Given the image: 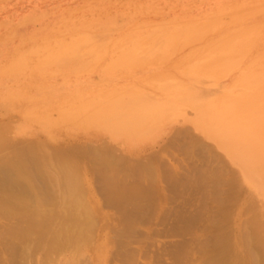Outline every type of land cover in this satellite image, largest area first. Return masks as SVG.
<instances>
[{
	"label": "rangeland",
	"instance_id": "1",
	"mask_svg": "<svg viewBox=\"0 0 264 264\" xmlns=\"http://www.w3.org/2000/svg\"><path fill=\"white\" fill-rule=\"evenodd\" d=\"M134 46H137L136 49H138V51H135L132 54L131 49ZM124 80H143V87H146L151 80H196V87L203 90L205 95L212 98H217L218 96L230 98V96H235L240 93L246 94L247 96L264 95V0H0V130L3 131L2 133L4 134V137L6 139L9 138L11 142L19 143V141L27 140L40 141L44 143V146L47 147L46 150L49 152L54 151L55 148H63V150L65 149L68 151L82 150L80 151L82 152L80 154L82 157H78V165L80 164L78 167H82L80 169L83 170H81L83 176L81 185L87 190L85 192L86 195L84 196V189H81L83 186L80 185V190L83 191V198L81 199L84 202H89L88 205L90 207L87 206L90 210L94 207L98 208H94L96 211L95 214H93V217L96 219L95 223L96 225L98 224L96 230H94L92 239V241L94 240L92 246H96V250L94 251L91 246L92 248L90 247V249H92V251H88V249L85 252L81 251L83 253L80 252V256L76 255L77 259L72 256L71 252V257L73 259L70 258L71 260H68L67 264H124V260L122 261L120 258H117L114 253L117 254L118 251L124 252L133 247L147 246V244H150V248L154 250L157 248V245L156 247L152 246L154 243L158 242V245H168L171 244V241L172 243L180 241L182 239L181 237H171L161 234L167 230V227H170L173 222V224H175L177 216L183 215V217L186 216V219L193 218L192 223L195 225H202L195 226L194 232L202 235V227L206 226L205 223L208 225L210 222H213L214 216L210 217V215H214V213L216 214V212L210 213L211 210H214V207L216 209L218 208V204L213 206L215 202L214 200V202H211L212 205L205 201V203H209L210 206H213L210 207V212L208 213L209 205L207 206L202 202L204 201L203 199L206 194L204 195V193L200 191L203 193V197V195H201L202 193H197L198 190L195 187V189L191 187L187 190L180 188L181 191L173 190L176 191V194L171 190L174 189L173 186L177 187L178 185H174L173 182H171V180L173 181L172 177H164L167 172L172 175L176 172L177 175H179L177 178L186 177L188 180L190 177L195 179L199 174L198 171L205 173L207 170L204 171V169L206 168L211 169L208 170L209 172H212L213 170L214 173H212L214 175L216 173L220 174L219 167L220 171L222 169L226 173L230 169L229 168L225 171V168L223 169V167L220 166H224V163L226 164V162L223 164L220 163L219 160L221 159H214L220 163L219 167H216L218 171L213 168L217 162L213 164L214 166L212 165L213 167H209L213 162L211 159L212 156L209 152L206 154V148L203 147L208 144L207 148L212 147L214 152H216L213 153V158L216 157L215 154H218L222 156L220 158H222L223 161L224 153L221 149L215 147L211 139L203 138L198 131L191 128L187 121H182L183 119L189 120L193 118V113H190V111H186L187 114L180 117L179 123H176L170 133L165 137L166 139L164 138L165 140H162L164 141L163 143L161 141L156 147L152 148V150L149 149V152L144 153L146 156L144 154H142L144 157L140 155L142 157L139 158L140 161L138 160L139 165H137V161L134 160L135 158L138 159L139 156L134 158L121 149L118 150L119 153H124V158L123 156H120L119 158V154L117 153V155L114 153V157L112 153L111 159L112 157L113 159L110 163L101 162L99 158L95 159L90 153L89 156L91 158H88V153L86 154V157L90 161L86 160L84 153L89 152L92 149L90 148V150L86 152H84V150L88 149L93 143L94 145H98L99 141L97 139L100 137L99 129L92 126L91 123H88L86 119L80 116L81 114L76 116L79 113L75 114L72 110V106H80V104L93 98L100 99L114 90L121 91L126 88L134 87L130 85L125 87L109 85V83L124 82ZM76 91L79 93L76 94ZM218 124L219 125L211 123V125H208L211 134L214 135V133H216L220 137L222 141L221 143H224L223 141L228 142L229 140H232L234 141L233 143L238 144L240 138H243L246 142V146H248L247 150H253L258 157V162L260 164L259 167L262 169L261 178L264 179V134L262 131L256 130L254 127L249 126L246 123H241V120L240 128L234 125L233 119L219 121ZM174 129L178 132H182L180 134H184L185 132L190 143L193 144L192 142L194 141L195 145H192L193 147H191L185 135L178 134L179 140H177V142L181 143L180 140L182 139V136V140L186 138V140L181 143L182 148H180V145L178 147V145H176V139H178V137L175 139V135L178 132H176V130L174 132ZM192 133H194V136L196 135L197 137H200V139L191 135ZM196 138L199 140L202 139V141L204 140L205 144L202 141V143L200 141L198 142ZM187 142L189 145H186ZM100 143L102 144V142ZM103 144L105 145V143ZM183 144L185 147L187 146V148H193V150L191 149L192 151H187V149H185L186 151L180 153L184 150L183 148H185L183 147ZM94 145L91 147L95 150H104L108 147L107 145H105V148L99 146L94 147ZM197 145L199 147L198 150L196 148ZM212 148H208L211 153L213 152ZM108 149L111 150L110 147H108ZM115 149L116 148H114V150ZM162 149L164 151H167V149L172 150V154H174L173 156H176L174 158H179V160H172L173 157L172 159L169 158L170 155L168 156L167 153H161L164 152L160 151ZM175 149H178V151L175 152ZM105 150L111 153L109 150ZM114 150L111 151L113 152ZM200 150L202 155L199 152ZM203 152L205 155H203ZM156 153L157 155L159 154L158 157H155L154 154ZM197 153L200 155H191ZM208 154L210 156H208ZM152 155L155 159L154 157L151 159ZM164 156L171 162L169 163V160H163L165 158ZM125 157L127 161L124 160ZM129 157L134 160V163H132L133 161H128ZM147 157L152 162L146 160L148 159ZM159 157H162V160L159 159ZM182 157H187L189 161L186 159L188 162H184L185 160H183ZM205 157H207V160H204ZM209 157L211 158L209 159ZM116 158L120 160H117ZM92 159V162L95 161V165H91L93 164L91 162ZM201 159L206 162L208 161L207 165L206 162L204 163ZM154 160H157L158 162H154ZM97 161L100 162L97 164ZM117 161H124L127 165L124 166L125 164L123 162L117 163ZM84 162H87V166H85L86 164ZM178 162L184 164L188 163V165H186L185 168L180 167L178 169L180 166ZM102 163H104L103 166L109 165L101 167ZM163 163H165V165L166 163L167 165L177 163L179 166H177V164H172V168L177 166L175 168L176 170L173 169V171H170V169L165 168L164 166L165 171L167 170L164 174ZM118 164L120 165V168ZM184 164H181V166H184ZM203 164L206 165V168ZM111 165L115 168L114 173L116 172L115 175L117 177L114 176L112 171L111 173L113 175H106V172L111 174ZM130 165H133L134 167L137 165V167L133 170V166L131 167ZM157 165L159 166V169ZM161 165L162 168L160 167ZM167 165L166 167H168ZM189 165L194 167V169L192 170V167L191 169H187L190 168ZM147 166L149 168L152 166L157 168L156 171H158V175L155 173L156 171L153 167L151 172H146ZM138 168H141V171L145 169L143 174H141V176L144 174L146 176H143L144 182L148 181L146 180L148 178L156 181V183H154L155 185L152 186L155 188L158 187L161 190L159 191L158 188L157 190L154 189V187L151 186L152 183H149L151 182L150 180L148 183H142L143 179L139 175V172L141 171H138L140 170ZM195 168H198V173L194 172L196 170ZM231 168H234V166H231ZM117 169H119L118 173ZM97 170H102V172ZM88 171H91V173ZM103 171L105 174L104 177H102V175H104ZM125 171L126 173H124ZM182 171L183 173H181ZM229 171L231 172L232 169ZM119 172L123 175L122 178V175L120 178L118 177L120 175ZM186 172L191 173L185 174ZM224 172L222 175L225 176L226 173ZM230 172H228L229 174L226 176L229 180L225 177L228 182H230L232 177L237 176L230 175ZM98 173L100 175L102 174L101 177H99L100 175H98ZM131 173L132 176L134 174L135 176L137 175L136 180L133 178L135 176H130ZM161 173L162 175L164 174L163 178H161ZM207 174L209 175V173ZM112 176L114 177L112 178ZM124 176L126 179H124ZM88 177L89 179H92L89 180ZM103 178L108 179L107 182L111 181V183H113V181L115 183L116 181L117 184L107 183ZM114 178H116V180ZM128 178L133 179L130 180ZM226 179L224 181H226ZM86 180H88L89 183ZM138 180L139 182L136 183ZM164 180L166 183L167 181L170 182V184L168 183L169 186L166 183H162ZM211 181L213 182L212 179ZM237 182L239 183L240 181L238 180ZM90 183L92 184V187ZM131 183H133V185ZM138 183H140V185ZM225 183L226 182L223 184L224 186L222 185L223 189L229 185L228 183L227 186H225ZM118 184H120V187ZM126 184L130 189H138L137 194H134L132 191L133 193L131 194L135 195V199H133L134 197L131 198L128 203L130 202L133 207H139L141 211L143 209V212L145 210L149 213L151 212L150 214L152 215V218L155 217L154 214L158 211V213L161 214L160 216H162V212L164 216L159 217L158 213H156L158 219H155L157 221H152L153 219L148 212L145 211L148 215H143V212H140L137 208L138 212L141 213L139 214L136 211V208H130V203H125V205L123 204L124 206L121 205V207L126 208L125 206L128 205L131 211L129 208H126L128 211L126 209H119V206V208L116 209L115 207L110 206L109 203H106L111 202L109 201L111 200L109 196H111L110 194L114 189H117L116 187L122 188L124 186V188H126ZM212 184L214 185V182ZM208 185L210 186L208 187ZM236 185L234 186L232 183L229 185L230 190L236 191L234 193L232 192L234 194L233 196L236 195L237 198L238 193L239 197L241 196L240 198L238 197L239 201L237 203L235 202L236 205L238 204L236 209L229 207L231 211H236L233 214L231 213L232 215L235 214L233 218L230 217L233 219L231 220L232 226L229 225V223L228 225L231 227L227 226V230L232 234L236 232L235 230L238 231L242 228V230H245V228L248 229L251 219L254 218L252 212L254 215L258 214L264 223V199H261L245 184L241 185V187H238V184ZM170 186H172L171 190L168 188ZM212 186L211 182L210 184L207 183L208 188ZM150 187L153 192H159L160 195H157L158 193L155 194L156 192L152 193ZM215 187L216 185L212 187V190H214ZM108 188L111 191H109ZM144 189H148L146 190L147 193H145L146 191ZM163 189H166L167 191L169 189V194L167 191L164 192ZM223 189L218 190V195L225 196L227 194V199L229 193L225 191V194H220V192L224 193L222 191ZM143 190L144 192H142ZM149 190L151 191V195L148 194L150 193ZM104 191L105 193H103ZM106 192L111 193L108 194ZM162 192L164 195H161ZM178 192L180 194H178ZM103 194L107 195V200L106 196ZM176 195H178V198ZM144 196L149 197V199H146ZM152 196H165L164 201L165 199L166 201L170 200L173 196L171 200L174 203L170 200V207H167L168 203H164V201H161L163 198H160V200H158L161 201L159 204L161 210H159L158 201H156L154 197L152 198ZM224 196L223 198H225ZM84 197L87 201L84 200ZM157 197L155 198L157 199ZM144 198L146 199V202ZM209 198L205 199L207 200ZM161 203L166 204L163 207L166 206L165 208L168 209L167 211L161 206ZM232 203L234 204V202H231V205ZM150 205H154L152 207L156 210L151 208ZM115 206L117 207V205ZM100 209L104 212L101 213ZM134 209L135 212H132ZM250 209L255 210L256 213ZM230 210L229 214L231 212ZM93 211L94 210H92V212ZM200 211L203 214H201ZM96 212L101 215H97ZM198 212L201 216L197 214ZM137 213L140 216H137ZM261 213L263 216H261ZM188 214H190V217ZM195 214L198 217H201L202 221L199 220L200 218H196L197 216ZM142 215L146 216L147 219ZM192 215H195V217ZM207 215L210 218H208ZM125 217L133 220L132 223L134 224H136V221L137 223L139 222V224L134 225L131 223V225L139 228L141 227L142 229L139 231L136 227L134 229L135 231L133 230L130 233L132 234V237L130 236V238L124 236L123 221ZM137 217H139L140 220L142 219L140 217H143L151 222L150 230L152 229L151 232H154L151 237L154 236V239L151 240L150 236L148 239L146 235L140 236L139 233L143 231V228L145 229V227H149V224L146 226V224L144 225L143 222L141 223L139 219L135 220ZM235 217L237 219H235ZM167 219L170 221H167ZM247 220H249V224L247 223ZM234 221L237 223L234 224ZM152 222L157 223H154V225ZM157 225L160 227H157ZM198 226L200 231L198 230ZM2 231L3 228L0 226V232ZM137 231H139V233ZM156 231L160 232H158L159 235ZM204 234L202 238L204 237ZM188 236L187 238H191L192 235ZM1 237L2 235L0 236V249H2L1 245L3 242ZM124 238L131 242L129 246H125ZM137 238L140 239L141 242H149L142 245V243L139 244L134 242ZM120 241L122 242L120 243ZM152 241L154 243H152ZM120 244H123L126 249H124L125 247L120 249ZM97 248L101 250L99 253L97 252ZM1 251L2 250H0V264H10L9 260H7L9 258L8 254ZM38 254L40 253L38 252ZM68 254L70 257V252ZM95 254L105 255V263H96ZM63 257L64 256H57L58 259L55 257L57 264H64ZM129 259V262L126 260L127 264H143L146 262L149 264L150 261L147 260V258ZM200 260L201 259H199V264H205L203 262L200 263ZM55 261H53L54 264H56ZM44 263L48 264V262ZM25 264H36L35 254L31 259H28Z\"/></svg>",
	"mask_w": 264,
	"mask_h": 264
},
{
	"label": "bare ground",
	"instance_id": "2",
	"mask_svg": "<svg viewBox=\"0 0 264 264\" xmlns=\"http://www.w3.org/2000/svg\"><path fill=\"white\" fill-rule=\"evenodd\" d=\"M136 48H137V46H134L131 49L132 54L135 51H138V49H136ZM196 86H197L196 80H184V81H181V80H151L150 83L144 88L133 87V88H126V89L121 90V91L120 90H114L113 92L107 93L105 97H102L100 99L93 98V99H90V100L85 101L84 103L80 104V106L79 105L72 106L73 112H75V114L79 113L76 116H79L81 114L80 116L82 118L86 119V121L88 123H91L92 126L97 127L99 129V133H100L99 136L100 137H98L97 140L99 141V143L102 142V144L100 143L101 146L99 145V143H98V145L97 144L94 145V143L92 142L94 147L99 146V147L105 148V145H107L108 147L111 148V150H114V148L117 149V150L115 149L116 152H115V150L112 152L110 149H108V147L105 148L111 152V153H109L104 148L103 149L105 151L104 150H95L94 148H92L93 145L89 144L90 147L89 146H88L89 148L86 147L88 149H86V150L83 149L84 152L89 151L90 148L92 149L89 152L84 153V155H85L84 157L86 158V160H89L88 158L90 157L89 156V153H90V155L95 157V159L99 158L101 162L103 161L104 163H110V161H112V159H113V157L111 159L112 153H113L112 155H114V153L115 154L117 153V154H119V158H120V156H123V158H124V155H123L124 153H119L118 149H121L123 151L125 150L129 156H132L134 158L136 156H139L138 159L133 158L135 161H137V165H139V163H138L140 161L139 158H141L142 156L144 157V155H145L144 153L149 152L148 151L149 149L152 150V148L156 147L170 133V131L173 129V126L176 123H179L180 117H182L184 114H187L186 111H190V113H193V118L189 119V120L183 119L182 121L183 122L187 121L190 124L191 128L194 129L195 131H198L199 134L203 136V138L211 139L213 141L215 147L221 149L224 153V155H223L224 161H223V159L220 158L222 156H220L218 154H217L218 157L215 154L216 157L213 158V156H214L213 153H216V152H214L212 147H208L210 149L212 148L213 152L211 153V151H209V149L207 148L208 144H207V146L203 147V148H206L205 149L206 154L209 152L210 155L212 156V158L209 157V159L211 158L214 162V163L212 162L211 166L209 165V167H213L214 166L213 164H215L217 162V160L221 159V160H219L220 163L223 164L224 162H226V164L224 163V166H223V165H220L219 162H217L218 165L216 163L213 168H215L218 171V169L216 167H219V165H220L223 167V169L225 168L224 169L225 171L229 168H230L229 170L232 169L231 172L228 170L226 173L222 169L220 171V167H219L220 174L216 173L215 175L213 174L214 173L213 170H212L213 173L211 171L209 172L208 170L210 168L209 169L206 168L208 161L207 162L204 161L208 156H210L208 154V156L205 157L204 160L201 159L202 161H204V163L206 162V165L203 164V165H205V168H206V169H204V171L207 170L208 172L206 171L205 172L206 174H205V173H202L201 171H198L197 170L198 168L197 169L195 168L196 170L194 172L196 173L198 171L199 172L198 176L195 179L190 177L191 179L188 178V180H187L186 177L177 178L179 175H177L176 172H174V175H172L169 172H167L168 173L167 174L166 173L167 170L165 171V168H168V169H170V171H173V169H175L179 165L180 166L178 167V169L180 167L185 168V166L188 165V163H185V164L181 163L183 161L180 160L181 162H178L179 165L177 163H174V164H177L176 167L173 166L175 168L171 167L173 163L171 165H167V163H166V165L168 167H166L165 163H163L164 164L163 168L165 166V168L163 169L165 171L164 174L166 173L164 177H167V178L172 177L173 181L171 180V182H173L174 185H178L177 187H175L171 183L174 189H172V186H170L171 188L170 187H168V188L170 190L172 189L171 190L172 192L176 193V191H173V190L179 191L180 188L187 190L191 187L192 188L195 187L198 190L197 193L202 191L204 193V195L205 194L207 195V197L205 195V198L210 197L209 199L211 201L209 199L206 200L204 198L203 199L204 201H202L203 203H205V201L211 203L214 200L215 202L213 201L214 202L213 206H216L218 204L217 205L218 208L216 209L214 207L213 208L214 210H211V212H210V207H213V206H210L209 203L208 204L205 203V205H207V206L209 205L208 213L209 212L210 213L216 212V214L214 213V215L213 214L210 215V217L214 216L213 222H210L208 225H207V223H205L206 226L202 227L201 232H203V234L207 231L206 232L207 234L205 233L204 237L202 238L203 234L200 235L199 233L197 234L196 232H194L195 226H197L199 224L195 225L194 223H192L193 218H187L186 219V216H184V217H183V215L177 216V219H175V224H173L174 223L173 222L170 227H167L168 226L167 225L166 227L168 229L165 230L161 234L162 235L164 234L166 236H171V237L172 236L181 237L182 239L180 241L177 240L178 242H174V243H172V241H171V244H168V245H166V244L158 245V242L154 243L152 241V243H154V245L151 244L152 246L156 247V245H157V248L152 250L149 246L150 244L149 245L147 244L149 241L147 243L145 241L141 242V240L137 238L138 240L136 239V241H134V242H137L139 244L142 243V245L147 244V246L133 247L131 249L125 250L124 252L118 251L117 254L114 253L117 258H120L122 261L124 260V264H127L126 260L128 261L129 258H132L133 260H134V258H136V259H138V258L139 259H141V258L146 259L147 258V260H150L149 264H196V263L199 264V259H201L200 263L203 262L205 264H264V223L261 220V217L258 216V214L254 215L252 212V216L254 218L251 217L252 219L250 221V225H249L248 229L245 228V230H242L243 229L242 228L241 230H238V231L235 230L236 232L234 234L230 233L227 230V228H228L227 226L231 225V222H232L231 220H233L231 218H233L235 216V214L234 215H232V214L234 212H236V211H231L229 209V207L230 208L233 207L236 209V207L238 206V204L236 205V203L239 201L238 199L241 197V196L239 197V193L237 195V198H236V195L233 196L234 195L233 193L236 191L230 190L229 185H231V183L234 186L236 184H238V187L239 186L241 187V185L245 184L251 191L256 193L261 199H264V179L261 178V172H262L261 170L262 169L259 167L260 164L258 162V157L253 152V150H247L248 146H246V142L243 138H240L238 144L233 143L234 141H232V140H229L228 142L223 141L224 143H221L222 141H221L220 137L216 133H214V135H212L211 131L208 129V125L209 124L211 125V123L219 125L218 124L219 121H224V120L227 121V119H233L234 125H236L238 128H240V125H241L240 120H241V123H246L249 126L254 127V129L262 131V133L264 134V95H262V96H260V95L247 96L246 94L240 93V94L235 95V96L234 95L230 96V98H224L221 96L220 97L218 96L217 98H212L210 96L205 95L203 90L198 89ZM78 93L79 92L76 91V94H78ZM175 130L176 129H174L173 131L175 132ZM2 132L3 131L0 130V226L3 228V231L0 232V236L2 235L1 240L4 243L2 242L3 246L1 245L2 249H0V250L4 251L3 253L6 252V254H8L9 258L7 260H9V263L10 264H25V262L28 259H31L35 254L36 264H43L44 262H48V264H51L53 261H55V257L57 258V256H64L63 262H64V264H67L68 260H71L70 258H72L71 252H72V256L76 257V255L80 256L81 251L85 252L87 249H88V251H90V250L92 251V249H90V247L92 246V243L94 242V240L92 241L93 233H94V230H96V226L98 225V224L96 225V223H95L96 219H95V217H93V214H95V211H96L95 209H98V208L94 207L95 209L94 208L92 209V210H94L93 211L94 213H93L92 210H90L88 208L89 202L87 200H85L86 198L84 197V200L87 202H84L81 199V198H83L82 192L84 191L83 195L85 196L86 195L85 192L87 190V189H84L85 187L83 185H81L83 176L81 174L82 169H80V168H82V167H78L80 165V164L78 165V163H79L78 157L79 156L82 157L80 155L82 153L80 151H82V150H80V148H79L80 151H75V150L68 151L65 149L63 150V148L62 149L61 148H55L54 151L49 152L48 150H46L47 147L44 146V143H42L40 141L27 140V141H19V143L18 142H11V140L9 138L6 139L4 137V134ZM176 132H178V131L176 130ZM180 133H182V132H178L177 134L175 133L176 134L175 139H176V137H178V139H176V142H177V140H179L178 134H180ZM171 134H172V132H171ZM193 134L194 133H192L191 135H193ZM180 135L184 136L185 132H184V134H180ZM183 136H182V139H183ZM185 137L187 138V141L190 143L187 135H185ZM180 138H181V136H180ZM186 138H184V140H186ZM197 138L200 139V137H197ZM182 139L180 140L181 143L184 142V140H182ZM199 139H197L198 142L199 141L201 142L202 139L201 140H199ZM173 141H175V140H173ZM163 142L164 141H162V143ZM171 142H172V140H171ZM171 142H169V143H171ZM188 142L186 145H189ZM202 142H204V140ZM103 143H105V145ZM177 143H176V145H178V147L180 145V148H182L181 143L180 142H177ZM192 143L193 144L190 143L191 147H193L195 145L194 141ZM201 143H199V144H201ZM109 144H111V145H109ZM204 144H205V142H204ZM236 144H237V146H236ZM160 146H161V144H160ZM183 147H185L184 144H183ZM200 147H201V145H200ZM172 148H174V147H172ZM175 148H177V147H175ZM188 148L186 146L185 148H183L184 150L180 153H183L184 151H186L185 149H187V151H189L191 149L193 150V148H191V149L190 148L188 149ZM196 148H197V150L199 149L198 145L196 146ZM160 149H161V147H160ZM163 149L160 151H164ZM172 150L167 149V151L165 150L164 152H161V153H165V154L167 153L168 156L170 155L169 158L172 159V157H173L172 160L177 159V158H174L176 156H173L174 154H172ZM179 150H181V149H179ZM201 150L199 151L200 154H201ZM170 151H171V154H170ZM174 151L176 152V151H178V149H175ZM191 151H190V153H191ZM194 151H196V150H194ZM202 151H204V150H202ZM175 152H173V153H175ZM87 153H88V155H87L88 158L86 157ZM142 154H144V155H142ZM200 154L197 153V154H191V155L192 156L193 155L199 156ZM140 155H142V156H140ZM154 155H155V157L159 156V154L157 155V153ZM203 155H205V153ZM114 157H115V155H114ZM151 157L150 158L153 159L154 156L152 155ZM155 157H154V159H155ZM201 157H203V156H201ZM129 158H128V161L130 160V161H133L132 163H134V160H132V158H130V159ZM182 158H183V160H185L184 162L189 161V159H187V157H185V158L182 157ZM93 159L91 160V162L93 161ZM159 159L162 160V157H159ZM214 159H217V160H214ZM117 160H120V159H117ZM124 160L127 161L126 157ZM144 160H143V162H144ZM146 160L152 162L151 160H149V158ZM163 160H169V159H167V157H165ZM177 160H179V158ZM89 161H87V162H89ZM100 161H97V164ZM221 161H223V162H221ZM94 162H92L93 164H91V163L90 164L95 165ZM118 162L124 163V161H117V163ZM145 162H147V161H145ZM154 162H158V161L154 160ZM170 162L171 161L169 160V163ZM104 163H102L101 167H106L109 165L108 164V165L103 166ZM180 163L184 164V166L183 165L181 166ZM227 164H228V166H227ZM126 165L127 164H125L124 166H126ZM137 165L135 167H137ZM140 165H141V163H140ZM151 165H149V166H151ZM85 166H87V164ZM118 166L120 168L119 164H118ZM118 166H116V167H118ZM189 166H190V168H187V169H191L192 166L191 165H189ZM231 166H234V168H231ZM97 167H98V165H97ZM101 167H100V169H101ZM135 167L133 166L132 169L134 170ZM152 167L149 168L147 166L146 172H148V171L151 172ZM160 167L162 168V165ZM110 168H112V170H110V173L112 171L114 176H116L115 175L116 172L114 173L115 168H113L112 165L110 166ZM153 168L156 171L157 168H155V167H153ZM105 169L108 170L107 168H105ZM138 169H140L138 171H141V168H138ZM158 169H159V166H158ZM193 169H194V167H192V170ZM85 170H87V169H85ZM94 170H96V169H94ZM118 170L119 169H117V173H118ZM144 170L145 169H143V171H141L142 173L139 172L140 173L139 175L142 179H143V176L146 177L145 174L141 176V174H143ZM163 170H162V173H163ZM97 171L102 172V170H97ZM88 172L91 173V171H88ZM157 172L158 171H156L155 173L157 174ZM223 172L226 173L225 176L222 175ZM228 172H230V175H237L236 176L237 178L232 177L230 179V182H228L227 181L228 178L226 177L227 174H229ZM236 172H237V174H236ZM99 173H98V175H100ZM106 173H107L106 175H109V176L113 175L112 173L111 174H109L108 172H106ZM124 173H126V171ZM162 173H161V175H162ZM181 173H183V171ZM189 173H191V172H189ZM189 173L186 172L185 174H189ZM207 173H209L210 176ZM103 174H104V171H103ZM212 174L214 177L212 176ZM92 175H90V176H92ZM98 175H97V177H98ZM101 175L99 177H101ZM121 175L122 174L120 173V175L118 177L120 178ZM163 175L161 178H163ZM104 176H105V174L102 175V177H104ZM114 176H112V178ZM130 176H132V173ZM133 176H135V174ZM136 176L133 177V178H135V180H136ZM89 177H88V179H89ZM122 177H123V175L121 176V178ZM133 178H128V179L131 180ZM224 178L226 179V181H224L225 180ZM91 179H89V180H91ZM114 179L116 180V178H114ZM124 179H126L125 176H124ZM211 179L213 180L214 185H216L214 190H212V187H214V185L212 184L213 182L211 181ZM103 180H105L107 182L108 179L103 178ZM146 180L149 181L150 179L148 178ZM166 180H169V179H166ZM238 180L240 181L239 183L237 182ZM84 181H85V179H84ZM86 181L88 182V180H86ZM118 181H119V179H118ZM148 181L144 182V179H143L142 183H146V182L148 183ZM150 181L151 182H149V183H152L151 186L155 185L154 183H156V181H153V180H150ZM209 181L211 182V186L213 185L212 187H210L211 189L208 188L210 185H208V187H207V183L210 184ZM106 182H105V184H106ZM137 182H139V180L136 181V183ZM224 182H226L225 186H227V184L229 183V185L227 187H224V189L226 188L228 190L223 189L222 185L224 184ZM107 183H111V181H109ZM115 183H116V181H115ZM115 183L113 181V183H111V184H115ZM140 183H138V184L140 185ZM162 183L163 184L166 183L165 180ZM168 183L170 184L169 181H167L166 184H168ZM101 184H102V182H101ZM131 184L133 185V183H131ZM169 184H168V186H169ZM80 185L83 187H81ZM90 185L92 187L91 183H90ZM119 185L120 184H118V186ZM102 186H104V185H102ZM114 186H112V187H114ZM134 186H135V184H134ZM219 186H220V189H223L222 191L224 192V193L220 192V194H225L226 192L229 193V196L227 197V199H226L227 194L225 196L223 195L225 198H223L222 195H220V196L218 195V193H219L218 190H220ZM80 187H81V189L83 188L84 190L83 191L80 190ZM88 187H89V185H88ZM152 187H154V186H152ZM109 188H108V190H109ZM116 188L117 189H114V191H112V193L109 192V193H111L110 194L111 196H109L111 200H109V198H108V200L111 202H106L107 195L103 194L106 196V200L104 198L105 202L109 203L110 206L115 207L116 209H118L119 207H120L119 209H123V210L126 208H129V206L127 204H129L130 202L128 203V201L133 197H134L133 199H135L134 194H137L138 189L137 188L136 189H134V188L130 189L127 187V184H126V188H124V186L122 188H118V187H116ZM157 188L154 187V189H156V190H157ZM139 189H142V188H139ZM148 189H146V190H148ZM169 189H168V191H170ZM144 190L142 192H144ZM150 190H151V187H150ZM158 190L160 191L161 189L158 188ZM163 190H164V192L167 191L166 189H163ZM205 190H208V191H205ZM109 191H111V190H109ZM132 191L134 192V194H131V193H133ZM151 191L148 194L151 195ZM155 192L152 191V193H155ZM167 192H166V194H167ZM194 192H195V190H194ZM202 192H200V193H202ZM103 193H105V191ZM106 193H108V192H106ZM145 193H147V191ZM203 193L201 195H203ZM148 194H147V196H148ZM155 194L160 195L159 192H156ZM168 194H169V192H168ZM178 194H180V193L178 192ZM161 195H164L163 192L161 193ZM204 195H203V197H204ZM177 196L178 195H176V197ZM144 197L146 199L147 198L149 199V197H146V196H144ZM153 197L156 201H158L157 203H158V208H159V204L161 201H164L165 196H163V197L158 196L159 198L157 196H152V198ZM155 197H157V199ZM179 197H180V195H179ZM219 197H221L224 200H222ZM152 198H150V199H152ZM160 198H163V200L159 201ZM172 198H173V196L171 197V199ZM146 199H145V202H146ZM167 199H168V197H167ZM90 200H91V198H90ZM170 200L166 201V199H165V201H164V203L165 202L168 203L167 207H170L169 206ZM228 201H230V202H228ZM143 202H144V200H143ZM202 202H200V203H202ZM231 202H234V204L232 203V205H231ZM245 202H246V200H245ZM97 203H96V206H97ZM125 203H127L126 204L127 206H125L126 208H124V207L122 208L121 205H123V204L125 205ZM164 203L163 204L161 203L162 207L164 205H166ZM228 203L230 206L228 205ZM101 204H100V206H101ZM115 205H117V207ZM129 205H131V203ZM211 205H212V203H211ZM241 205H242V203H241ZM152 206H154V205H150L151 208H154ZM132 207L133 206L131 205L130 208L132 209ZM165 207H163V208H165ZM130 208H129V210H130ZM133 208H136V207H133ZM137 208L140 210L139 207H137ZM137 208H136V211L138 212ZM176 209H177V207H176ZM126 210L128 211V209H126ZM154 210H156V209L154 208ZM159 210H161V209L159 208ZM167 210L168 209H166V211ZM229 210L231 211L230 214L232 213L231 216L229 214ZM250 210L255 211L252 209H250ZM145 211L148 212L147 210H145ZM103 212L101 210V213H103ZM132 212H135V209L132 210ZM140 212H143V209H142V211L140 210ZM144 212H143V215H148L146 212L144 214ZM158 212H156V213H158ZM165 212H164V214H165ZM138 213H137V216L139 214H141V213H139V214ZM156 213L154 214L155 217H153V218H152V215L150 214L151 218L153 219L152 221H154L155 219H158ZM255 213H256V211H255ZM96 214H97V212H96ZM129 214H127V215H129ZM197 214L199 215V212ZM201 214H203V213L201 212ZM97 215H101V214L98 213ZM160 215L161 214L158 213L159 217H163L164 216L163 212H162V216H160ZM189 215L190 214H188V216ZM195 215H192V216L195 217ZM129 216H131V215H129ZM165 216H166V214H165ZM199 216H201V215H199ZM261 216H263L262 213H261ZM143 217L147 219L146 216H143ZM143 217H140V218H142L141 220L139 219V217H137V219L135 218V220L139 219L140 222L141 223L143 222L144 225L146 224V226H147V224H149V227H145V229L143 228V231L139 233V231L142 229H141V227L139 228L136 226L137 229H139V231H137V232L140 234V236L146 235L148 239L150 236V239L152 240V239H154V236L151 237V235H153L154 232L152 233L151 232L152 229L150 230V223L151 222L147 221ZM210 217L208 216V218H210ZM196 218H200L199 220L202 221L201 217L197 216ZM149 219H150V216H149ZM235 219H237V218L235 217ZM159 220H161V219H159ZM168 220L169 219H167V221ZM209 220L212 221L211 219H209ZM122 221H123V219H122ZM132 221L133 220H131L128 217H125L124 221H123L124 236H127V238H130V236L132 235L130 233L136 228L135 226L131 225ZM144 221H146V222H144ZM155 221H157V220H155ZM248 222H249V220H247V223ZM97 223H99V222H97ZM228 223H229V225H228ZM236 223L234 221V224H236ZM132 224H134V223H132ZM136 224H139V222L137 223V221H136ZM136 224H134V225H136ZM158 226L159 225H157V227ZM199 226H202V225H199ZM199 226H198V230H199ZM231 226H229V227H231ZM240 227H241V225H240ZM156 232L158 233L159 231H156ZM159 233H158V235H159ZM188 235H192L191 238H187ZM135 237H137V236H135ZM188 237H190V236H188ZM121 238H122V236H121ZM173 239H174V237H173ZM124 240H125V243L124 242L123 243L125 244V246H127V245L129 246L131 242H129L125 238H124ZM115 241H117V240H115ZM121 242L122 241H120V243ZM122 245L120 244V249L125 247L124 245L123 246ZM92 247H93V250L95 251L96 246L95 247L92 246ZM102 248H104V247H102ZM124 249H126V247ZM99 251H101V250L98 249L97 252L99 253ZM38 252L40 254H38ZM69 252H70V257L68 256ZM83 252H81V253H83ZM101 253H103V252H101ZM100 254L99 255L95 254L96 255L95 256L96 263H105V260H106L105 255H100ZM53 256H55V257H53ZM75 259H77V257ZM50 261H51V263H50ZM129 261H130V259H129ZM147 263L148 262L143 263V264H147ZM52 264H54V262ZM56 264H57V262H56Z\"/></svg>",
	"mask_w": 264,
	"mask_h": 264
},
{
	"label": "crops",
	"instance_id": "3",
	"mask_svg": "<svg viewBox=\"0 0 264 264\" xmlns=\"http://www.w3.org/2000/svg\"><path fill=\"white\" fill-rule=\"evenodd\" d=\"M109 85H118V86H139L140 88H144V81L143 80H124V82H116V83H109ZM125 151V150H124ZM126 152V151H125Z\"/></svg>",
	"mask_w": 264,
	"mask_h": 264
}]
</instances>
